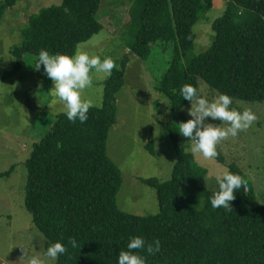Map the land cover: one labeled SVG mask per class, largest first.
I'll list each match as a JSON object with an SVG mask.
<instances>
[{
    "label": "trees",
    "instance_id": "obj_1",
    "mask_svg": "<svg viewBox=\"0 0 264 264\" xmlns=\"http://www.w3.org/2000/svg\"><path fill=\"white\" fill-rule=\"evenodd\" d=\"M20 1L1 2L0 20ZM133 1L140 20L130 55L147 63L159 47L168 58L167 68L158 71V87L172 103L169 129L179 160L169 181L141 179L156 191L159 213L136 216L119 209L122 173L107 153L129 54L105 81L102 107L90 109L84 124L59 114L50 131L33 145L25 164V207L45 235L47 248L56 242L67 247L57 264H117L119 252L127 250L135 236H142L146 247L160 241L159 252L148 254L146 247L136 250L147 264H264V206L257 203L243 170L229 166L231 173L242 177L248 191L235 195L231 211L213 208L210 201L219 189L214 192L203 185L208 170L180 146L179 135L172 129L173 124L187 122L181 115L189 103L180 94L185 84L199 90L203 80L211 90L232 100L264 102V0H229L225 14L213 22V44L199 56L192 55L197 39L194 26L212 9L213 0ZM104 3L61 0L60 5L31 15L21 31V44L12 51L15 68L0 70V78H12L25 57H38L42 49L73 55L80 44L102 31L99 13ZM241 8L257 14L255 21L240 25ZM146 150L155 155L153 141ZM217 152L215 159L225 163L218 147ZM71 238L78 247H71Z\"/></svg>",
    "mask_w": 264,
    "mask_h": 264
},
{
    "label": "rangeland",
    "instance_id": "obj_2",
    "mask_svg": "<svg viewBox=\"0 0 264 264\" xmlns=\"http://www.w3.org/2000/svg\"><path fill=\"white\" fill-rule=\"evenodd\" d=\"M228 3L229 0H213L212 9L194 26L197 39L193 56L206 53L213 44L216 38L213 22L225 14ZM60 4L61 0H22L6 11L0 20V70H14L16 60L12 51L21 44V31L27 26L29 17L43 8ZM240 11L237 22L242 26L257 18V14L244 8ZM99 20L103 25L102 31L78 47L102 59L111 56L118 66L125 55L130 56L125 84L117 95V121L107 142L108 156L120 169L123 178L117 205L131 215H155L160 210L156 191L141 179L169 181L179 160L169 129L172 103L158 87L161 75L158 71L167 68L168 58L159 47L154 48L147 63L136 55H130V44L140 20L135 1L105 0ZM37 58L25 57L23 67L12 78H0V175L13 169L10 175L0 176V264H29L33 256L47 260V239L34 225L25 207V164L33 145L50 131L57 116L64 112L61 104L52 103L54 97L50 90L53 83L44 74L43 66L39 71L34 70ZM106 80L102 74H96L93 88L87 91V95L101 107ZM199 92L209 100L219 95L203 80H200ZM230 107L239 112L250 109L257 120L236 138L228 137L218 144L225 163L193 154L189 138L178 132L179 123L173 124L172 129L179 135L180 146L208 170L203 182L206 188L217 191L223 175L230 172L229 166L235 165L250 181L257 203L264 206V102L233 100ZM190 109L189 102L181 111L186 121L193 119L189 115ZM206 123L227 127L226 123L211 118ZM151 141L155 155L146 150ZM47 264H57V261L47 260Z\"/></svg>",
    "mask_w": 264,
    "mask_h": 264
},
{
    "label": "clouds",
    "instance_id": "obj_3",
    "mask_svg": "<svg viewBox=\"0 0 264 264\" xmlns=\"http://www.w3.org/2000/svg\"><path fill=\"white\" fill-rule=\"evenodd\" d=\"M43 66L44 74L52 81L51 91L54 97L52 103L62 105V110L70 122L77 120L84 124L88 120V112L92 108L101 105L87 95V91L93 88L94 77L102 74L104 79L110 78L115 61L111 56L103 59L99 55H93L77 47L73 55L50 54L47 50H41L35 62L34 70L39 71ZM184 100L191 104L189 115L193 119L179 123L178 132L183 137L189 138L191 152L202 154L205 159H214L218 156V144L228 137L236 138L242 131L248 130L255 124L257 117L250 110L239 112L230 106L232 97L227 94H219L212 100L202 96L197 87L185 84L180 89ZM211 118L213 121H221L227 127L206 123ZM240 191L247 192L248 185L240 175L227 172L219 181V191L211 198L213 208H223L226 212L232 210V202ZM155 214V213H154ZM68 243L72 248L78 247L75 238ZM146 240L142 236L130 238L127 250L120 251L117 264H147L144 256L136 250H144ZM148 254L160 251V241L147 244ZM67 253V247L56 242L49 246L45 252L47 260L56 262L61 255ZM47 260L33 256L29 264H47Z\"/></svg>",
    "mask_w": 264,
    "mask_h": 264
}]
</instances>
